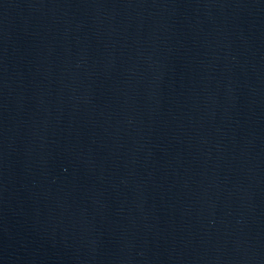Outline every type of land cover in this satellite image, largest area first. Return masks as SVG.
I'll use <instances>...</instances> for the list:
<instances>
[{
    "label": "water",
    "instance_id": "1",
    "mask_svg": "<svg viewBox=\"0 0 264 264\" xmlns=\"http://www.w3.org/2000/svg\"><path fill=\"white\" fill-rule=\"evenodd\" d=\"M0 264H264V0H0Z\"/></svg>",
    "mask_w": 264,
    "mask_h": 264
}]
</instances>
